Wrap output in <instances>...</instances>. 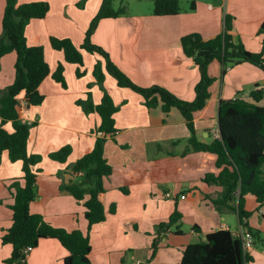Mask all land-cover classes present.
<instances>
[{
    "label": "crops",
    "instance_id": "1",
    "mask_svg": "<svg viewBox=\"0 0 264 264\" xmlns=\"http://www.w3.org/2000/svg\"><path fill=\"white\" fill-rule=\"evenodd\" d=\"M30 1H46L49 4L43 18L29 21L25 36L28 45L43 47L50 70L38 86V91L44 96L43 101L26 108L21 116L22 121L32 124L27 142L28 153L42 156L33 167L38 172L36 197L29 204L30 212L42 216L54 227L87 230L84 206L64 186L78 180V174L71 166L92 149L97 136L94 131L100 123L99 115L96 112L85 113L76 101L85 99L90 92L92 103L100 102L103 91L92 74L93 66L99 60L104 72L103 88L118 107L113 114L115 133L107 136L104 144V157L112 166V172L103 178L105 191L102 196L105 208L108 210L114 206L115 210L107 212L105 220L89 230L91 249L88 257L91 263L137 264L138 261L139 264H178L183 248L204 240L207 233L228 229L237 234L239 228H244L237 214V196L217 207L213 201L221 198L223 187L203 180L206 173L218 174L216 155L192 150L183 153L188 146L189 132L176 108L167 113L160 105L147 108L140 94L117 85L116 80L105 71L104 60L97 53L81 49L83 65L78 66L66 62L63 52L51 47V36L69 38L79 47L102 0H94L90 7L87 1L83 9L75 6L77 0H18V3ZM192 1L193 9L176 15L149 14L151 18L142 19H139L141 15L126 19L120 15L101 19L90 40L108 52L115 65L136 85H161L176 96L192 101L200 73L192 58L182 52L180 38L196 32L203 39H209L220 33L223 20L220 14L214 12L220 11L226 0ZM201 3L207 12L205 16L197 14ZM4 6L5 0H0V35ZM226 8L234 14L233 41L241 40L246 49L261 51L264 56V40L261 47L258 38L252 39L251 34L244 33L245 26L241 24L244 28L240 27L236 15L238 11H256L253 20L248 15L244 22L261 23L264 19V0H227ZM15 58L13 52L0 57V91L14 79ZM59 63L63 65L66 87L51 77ZM77 67L84 75H76ZM208 74L213 78L209 87L210 97L205 106L194 113L196 137L206 143L218 138L220 100L243 99L242 95L247 94L249 100L246 101H250L249 92L256 85L264 86V71L248 62L236 64L223 72L222 63L214 59L208 65ZM3 127L12 131L10 122ZM65 145L70 146L65 162L48 157L49 153ZM21 167V160L11 161L7 151L2 152L0 264H6L5 260L12 250L10 244L1 242V236L12 223L14 190L9 186L16 180L20 185L24 183ZM182 195L184 198H181ZM262 207H258L253 195L244 196V209L251 212L244 221L253 229H256V224L250 223L254 216L252 211L262 214ZM175 209L181 214V219L186 217L191 222L189 233L182 230L181 219L177 233L173 227L157 230L158 224ZM153 241L155 249L152 255ZM66 253L57 239L43 238L33 247L25 262L63 264Z\"/></svg>",
    "mask_w": 264,
    "mask_h": 264
},
{
    "label": "trees",
    "instance_id": "2",
    "mask_svg": "<svg viewBox=\"0 0 264 264\" xmlns=\"http://www.w3.org/2000/svg\"><path fill=\"white\" fill-rule=\"evenodd\" d=\"M112 4L113 0L101 1L79 47L69 38L54 36L50 37L51 47L62 51L66 62L78 66L83 65L81 49L88 53H97L104 60L105 71L116 80L117 85L140 94L147 108L160 105L164 113L176 108L184 118L189 132L188 146L183 153L192 150L216 155L218 174L206 173L203 178L206 182L213 181L223 187L221 198L213 203L217 206L234 200L237 196L239 223L252 234L253 242L259 239V230L251 228L244 221L251 215L250 211L244 209V196L251 194L258 207L264 206V106L259 104L264 97L263 88L256 85L249 92L250 101L241 98L220 100L217 119L219 136L210 142H201L196 137L194 113L201 110L210 97L209 87L213 78L208 74V65L212 60L222 63L223 72L243 62L251 63L264 71L263 53L249 51L241 40L233 41V17L226 13L222 31L214 37L203 39L198 33L192 32L180 38L182 52L192 58L200 73L192 101L176 96L161 85L141 87L115 65L108 52L90 40L101 19L115 18L125 12L121 7L115 9ZM190 8H194L193 1ZM48 10L49 4L46 1L18 3V0H5L1 19L0 57L13 52L16 58L14 79L0 91V161L3 151H7L11 161L21 160L24 181L23 185L16 180L9 186L14 190L12 223L2 234L1 242L12 247L10 256L5 260L6 264H26L23 249L28 245L37 246L43 238H55L64 247L67 253L63 264H92L88 257L91 249L89 230L93 225L104 221L107 212L112 213L115 210L114 206H110L108 210L105 208L102 196L105 191L103 178L112 172V166L104 157V144L106 137L115 133L113 114L118 107L103 88L104 72L99 60L95 62L92 74L103 91L100 102L92 103L90 92H87L85 99L76 101L85 113L96 112L99 115L100 123L94 131L97 136L92 149L71 166L78 174V180L64 186L84 206L87 230L83 232L79 229L54 227L45 222L42 216L32 214L29 210L30 202L36 197L35 181L38 170L33 167L41 161L42 156L28 153L27 142L32 124L22 121L21 116L26 108L43 101L44 96L38 91V86L49 75L50 70L43 47L28 45L25 27L29 21L43 18ZM180 10L179 0H153L152 13L155 16L176 15ZM260 32L264 33V19ZM62 72L63 65L59 63L51 77L66 87ZM82 73L77 67L76 75L79 77ZM7 122H10L12 131L3 127ZM69 153L70 146L65 145L49 153L48 157L65 162ZM180 219L181 214L175 209L165 221L158 224L157 230L173 227V231L177 233ZM251 260V255L242 249L240 235L232 234L228 229H219L207 233L204 240L186 245L178 264H246Z\"/></svg>",
    "mask_w": 264,
    "mask_h": 264
},
{
    "label": "rangeland",
    "instance_id": "3",
    "mask_svg": "<svg viewBox=\"0 0 264 264\" xmlns=\"http://www.w3.org/2000/svg\"><path fill=\"white\" fill-rule=\"evenodd\" d=\"M1 1L3 2L4 0H1ZM87 1H88L89 7L94 2V0H77L75 3V6L78 9H83L85 7ZM191 2H192V0H179V4H180V8H181L180 12L190 9ZM226 3H227V0L225 1L224 7L220 11L216 10L214 12V14L215 13L220 14L221 20H224L223 14L228 13L234 19V14L226 8ZM112 5L115 9L120 8V7L124 9L125 12L121 15V17H123L125 19L128 17L136 16V15L137 16L141 15L139 17V19H142L141 17L151 18L149 14H153L152 13L153 0H113ZM256 13H257L256 11H248V12L238 11L236 14L238 16L237 22L240 25V27L244 28L243 25L245 26V28L242 30L244 33L249 34V35L251 34L252 39L258 38L260 40L261 47H262L263 40H264V33L260 32V27H261L262 22L260 23V22L254 21L253 24H251V21H250V20H253ZM197 14L200 16H205L207 14L202 3L198 7ZM248 15L251 16L249 18L250 20H247L244 22V19L248 18ZM241 24H243V25H241ZM222 26H223V22L221 23V29H222ZM83 75H84V72H83ZM263 88H264V86H263ZM242 98L244 100H249V97L247 94L242 95ZM261 104L264 105V97L261 101ZM262 209H263L262 214L264 215V206L262 207ZM252 214L254 216H253L252 222H250V223H252L253 225L256 224V226H254V227H256V229L259 230L260 234H259V239L255 240L252 243V246L248 249V253L251 255L252 260L247 262L246 264H264V216L262 214L258 213L256 210H254V212L252 211ZM255 220H256V222H255ZM181 221H182V226H181L182 230L185 233H189L190 228H191V226H190L191 222H189V219L186 217L182 218Z\"/></svg>",
    "mask_w": 264,
    "mask_h": 264
},
{
    "label": "built area",
    "instance_id": "4",
    "mask_svg": "<svg viewBox=\"0 0 264 264\" xmlns=\"http://www.w3.org/2000/svg\"><path fill=\"white\" fill-rule=\"evenodd\" d=\"M217 136H219V135H217ZM79 174H81V172H79ZM167 195H169V193H167ZM181 198H184V195H182ZM237 234L240 235V237H241L243 251L248 252V249L252 246V243H253L252 234L244 228H239V231L237 232ZM32 249H33L32 246H30V245L26 246L23 249L24 256L27 257ZM137 264H139L138 261H137Z\"/></svg>",
    "mask_w": 264,
    "mask_h": 264
}]
</instances>
